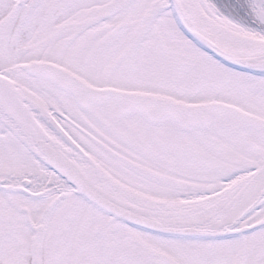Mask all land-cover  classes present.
Here are the masks:
<instances>
[{
	"label": "snow or ice",
	"instance_id": "1",
	"mask_svg": "<svg viewBox=\"0 0 264 264\" xmlns=\"http://www.w3.org/2000/svg\"><path fill=\"white\" fill-rule=\"evenodd\" d=\"M0 264H264V0H0Z\"/></svg>",
	"mask_w": 264,
	"mask_h": 264
}]
</instances>
